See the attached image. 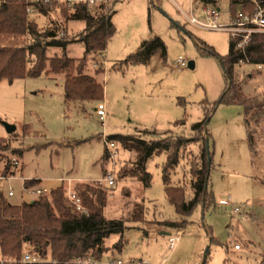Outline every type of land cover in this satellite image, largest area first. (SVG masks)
<instances>
[{
  "label": "rangeland",
  "instance_id": "374dc122",
  "mask_svg": "<svg viewBox=\"0 0 264 264\" xmlns=\"http://www.w3.org/2000/svg\"><path fill=\"white\" fill-rule=\"evenodd\" d=\"M216 1L217 5L210 3L208 8H218L220 20L216 24H225L231 15L230 0ZM253 1L244 0L231 16L240 9L252 11ZM204 5L203 0H97L90 12L98 17L114 11L116 29L106 56L97 55L86 69L105 89L100 102L66 104L62 75L44 74L0 83V141L4 143L0 148V177L9 176L5 169L14 158L20 163L14 181H0V192L14 190L12 205L31 203L42 196L26 190V180L41 181L44 196L63 187L67 197L70 189L77 193V188L86 183L108 194L104 216L123 220L128 228L122 252L114 249L120 235L106 240L108 252L103 262L116 258L148 264H264V124L254 126L257 154L253 158L241 106L220 105L211 117L208 131L214 152L213 200L206 210L199 206L185 218L188 224L174 249L169 247V236L159 231L176 236L182 230L158 225L181 219L165 192L166 155H156L147 162L146 171L152 177L147 188L130 173L136 153L115 142L114 167L106 160V138L122 135L150 142L164 139L168 132L174 138L190 137L193 125L203 119L204 102L220 100L227 85L222 66L198 46L213 49L224 58L229 55L231 38L226 31L189 22L191 17L208 22ZM74 7L54 5L48 15L35 14L29 19L35 20L42 31L74 39L66 53L80 59L85 49L78 36L85 24L66 17ZM154 38L164 42L165 55L158 50L145 64L125 62L139 52L143 42ZM63 52L50 48L48 56ZM179 58L186 67L176 66ZM98 70L103 72L97 74ZM233 78L244 96L264 100V73L254 65L236 66ZM99 104L106 107L103 121L96 115ZM178 121H185V126H175ZM5 123L16 126V132L8 134ZM201 146L202 141L186 147L179 165L170 173L171 185L186 186L189 199L193 195L190 170L200 158ZM110 170L116 179L113 188L103 183ZM139 208L144 221L133 222ZM144 231L149 232L147 237Z\"/></svg>",
  "mask_w": 264,
  "mask_h": 264
},
{
  "label": "trees",
  "instance_id": "16d2710c",
  "mask_svg": "<svg viewBox=\"0 0 264 264\" xmlns=\"http://www.w3.org/2000/svg\"><path fill=\"white\" fill-rule=\"evenodd\" d=\"M0 83L14 82L26 78H39L42 75L64 76V99L66 104L77 102H100L104 99L105 89L95 76L86 73L88 63L97 55H105L108 44L116 34L112 22L114 11L109 14L92 15L85 4H77L74 12L66 17L73 22H82L85 29L78 36V42L84 46L82 58L70 57L66 50L74 39L58 38L52 31H42L35 20L29 19L24 4L18 0H0ZM213 0H203L211 2ZM19 2V3H18ZM244 0H230L231 11ZM53 4L38 7V15L46 16ZM203 54L215 57L221 64L227 81L226 88L216 103L204 102L203 119L192 127V136L174 138L170 132L164 139L147 142L133 136L115 135L109 139L120 143L124 150L137 154L131 176L138 177L147 188L152 177L146 171V164L152 157L165 154L163 181L169 203L175 207L179 221L158 223L161 227L183 230L188 222L185 218L202 206L206 210L213 200L211 191V171L214 152L208 127L213 113L220 105H237L244 109V122L247 142L254 158L257 154L254 142L255 128L264 124V100L243 95L233 75L240 60L249 59L252 64L264 62V36L255 35L247 54L235 50L230 43L227 57L219 56L213 49L198 46ZM50 48H59L62 55L48 56ZM161 50L166 54V47L160 38L142 43L139 52L129 56L125 62L138 65L147 63ZM98 70L97 74L102 73ZM185 121H178L175 126H185ZM202 141L200 158L192 164L190 174L192 198H188L186 186H172L170 173L181 161V154L186 147ZM0 141V148L3 146ZM9 170V168H7ZM37 184L26 181V188ZM77 188L84 211H79L67 199L63 187L51 191L50 196H40L31 203L10 204L0 192V264H10L20 260L26 247L31 245L45 261L65 264L77 259L93 258L102 260L108 249L106 240L112 235H120V241L114 246L122 252L126 241L124 234L128 229L123 220H108L104 216L108 194L100 187L83 183ZM133 222H143L141 208L133 215ZM144 231V236H148ZM48 264V263H42Z\"/></svg>",
  "mask_w": 264,
  "mask_h": 264
},
{
  "label": "built area",
  "instance_id": "2783aa9c",
  "mask_svg": "<svg viewBox=\"0 0 264 264\" xmlns=\"http://www.w3.org/2000/svg\"><path fill=\"white\" fill-rule=\"evenodd\" d=\"M20 3L24 4L26 14L29 17L35 16L38 14V7L46 4H53L60 7H68L72 8L77 4H85L90 11L97 0H18ZM254 7L252 11H244L242 9L238 10L234 16L231 17L229 23L218 25L219 11L216 8L205 9L204 13L206 16V20L208 22L199 21L195 17L189 18V22L192 25L199 26L207 29H215V30H223L230 34L231 42L234 44L235 50L237 52H241L244 55L247 54L248 49L252 45L253 37L255 35H263L264 36V2L261 0L253 1ZM241 5V4H240ZM187 63L179 58L176 62V66L186 67ZM243 65H254L256 70L260 73H264V62L258 64H252L248 58L246 60H240L236 66L242 67ZM96 115L100 120H104L106 118V107L104 104H99L96 109ZM106 145V160L110 163L112 167H114L117 160V152H116V144L113 141L105 139ZM11 166L13 172L10 176L5 178L4 176L0 177V180L15 179V170L20 166L19 159L14 158L11 162ZM102 184V182H99ZM103 183L106 184L107 188H113L116 184V179L113 176V171H107ZM71 185V182H68ZM46 191L36 190L35 193L38 195H43ZM9 196L12 197L14 195V190L12 188L9 189ZM68 200L77 208L79 211H84L83 203L81 199L78 197L76 192H73L71 189L67 193ZM234 213H238V209L234 210ZM181 233L178 232L176 236H169L168 244L170 249H174L179 242ZM239 247L236 246V249ZM59 264L55 261H45L43 260L35 251V249L28 245L20 258L17 261H11L10 264ZM4 264V262L2 263ZM65 264H146L145 262L139 261H122L121 259L111 258L106 262L102 260H96L93 258L86 259H77L70 262H66Z\"/></svg>",
  "mask_w": 264,
  "mask_h": 264
},
{
  "label": "crops",
  "instance_id": "0c3cea01",
  "mask_svg": "<svg viewBox=\"0 0 264 264\" xmlns=\"http://www.w3.org/2000/svg\"><path fill=\"white\" fill-rule=\"evenodd\" d=\"M214 1V0H213ZM213 1H211V2H205V5H204V10L205 9H209L208 8V6L209 5H211L210 3H213V4H216L217 3V1L215 0L214 2ZM218 4V3H217ZM216 4V5H217ZM218 11H219V18H218V21L220 20V10L218 9V8H216ZM231 15H232V11H231ZM230 15V18H229V21H230V19H231V16ZM229 21L227 22V23H229ZM227 23H225V24H227ZM221 25H223V24H221ZM106 53H107V51L105 52V56H106ZM10 166V167H9ZM7 168H9V170H7ZM5 170H7V173H8V175L10 176L11 174H12V166H11V164L10 165H8L7 167H6V169ZM10 172V173H9ZM1 174V173H0ZM17 178V176L15 175V179ZM15 179H13V180H8V179H4V180H0V181H14ZM26 181H28V180H26ZM25 181V182H26ZM32 181H36V182H38L35 186H33V187H31V188H26V186H25V189L26 190H28V191H32V193H35V190H37V188H40V185H41V181H39V180H32ZM72 183V182H71ZM72 185V184H71ZM10 189V188H9ZM40 190H42L41 188H40ZM2 193V192H1ZM9 190H8V192H7V194H4V196H5V198H6V200L11 204L12 202H11V199H13V198H15L16 197V194H15V192H14V195L12 196V197H10L9 196ZM36 200V199H35ZM34 201V200H33ZM159 232H161V234H163V235H167V236H171L172 234L171 233H169L168 231H163V230H161V231H159ZM182 232H183V230L180 232L181 234H182ZM149 233V232H148ZM177 233H178V231H177ZM0 260H1V258H0ZM144 262V261H143ZM146 264H148L147 262H145Z\"/></svg>",
  "mask_w": 264,
  "mask_h": 264
},
{
  "label": "water",
  "instance_id": "95a60500",
  "mask_svg": "<svg viewBox=\"0 0 264 264\" xmlns=\"http://www.w3.org/2000/svg\"><path fill=\"white\" fill-rule=\"evenodd\" d=\"M261 1L264 2V0H261ZM190 66H191V67H194V64H191ZM4 126H5V128H6L7 132H8V134H13V133H15L16 130H17L16 126H14V125H10V124L5 123Z\"/></svg>",
  "mask_w": 264,
  "mask_h": 264
}]
</instances>
